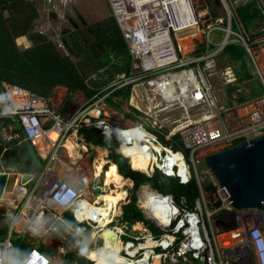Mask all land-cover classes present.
I'll return each mask as SVG.
<instances>
[{"label":"built area","instance_id":"2783aa9c","mask_svg":"<svg viewBox=\"0 0 264 264\" xmlns=\"http://www.w3.org/2000/svg\"><path fill=\"white\" fill-rule=\"evenodd\" d=\"M104 1L131 55L129 73L120 74L114 84H127L131 89H138L145 107L142 109L135 104L138 112L116 110L121 112L118 114L111 109L105 110L103 95L95 97L93 94L68 116L62 117L47 95L17 83L0 81V97L4 99L0 104V119L9 118L18 123L24 139L46 161L34 182L33 177L27 183L20 182L19 177L14 180L11 197L15 191L14 201L17 202L13 209L16 212L7 233L0 237V264H27L29 260L31 264H50V259L34 246L24 255L15 256L13 238L18 233H25L29 238L52 233L63 235L58 223L65 221L62 218L65 212H70L76 221L72 225L75 232L90 233L93 237L90 244L100 240L94 249L97 252L104 246V232L111 230L120 237V250H105L102 264H264L263 207L233 205L204 164V157L209 152L264 134V75L253 54L256 44L264 43V33L251 37L243 31L231 10L242 0ZM44 2L47 17H54L59 22L70 21L67 17L70 0ZM259 2L264 14V0ZM213 7L218 8L219 15H212ZM205 19L209 20L203 29L206 42H200L192 30L198 31ZM222 19L226 20L225 26H219ZM233 20L236 30L231 27ZM45 28L39 26L37 33L45 37ZM214 29L225 33L216 44L209 38ZM232 34L252 56L263 90L241 102L220 105L200 65L205 61L212 68L213 57L232 40ZM53 35L50 41L62 51L63 40L59 32L53 30ZM190 35L192 47L197 42L206 45L203 54L190 55L191 49L190 53L182 52L179 39ZM213 45L216 47L210 48ZM72 53L69 55L77 59L78 53ZM172 76L177 77L172 81L173 94L182 95L168 100ZM169 107H184V114L171 119L172 125L165 127L164 115ZM189 111H194L193 115ZM81 129H93L103 137L115 136L118 141L114 152L126 159L132 169L148 177L158 170L163 177L180 185L189 186L194 182L196 191L192 203L187 205L182 197V204L178 205L170 193L141 184L135 190L137 205L159 231H153L143 222H140V228H135L138 221L120 222L121 205L129 201L133 181L130 190L124 188L126 199L116 202L117 213L113 214L114 205L98 199L101 193L90 198L91 184L97 185L95 178L105 171L96 173L92 169L88 174L83 173L84 167L78 163L70 164L62 152L69 153L66 142L71 137L82 141ZM174 134L180 142L179 147L171 138ZM85 146L86 152L87 143ZM209 148V152L200 154ZM136 155L153 159L150 172L133 168L131 158ZM204 169L208 175L206 179ZM73 170L74 178L71 176ZM204 181L210 182V189L204 187ZM149 190L154 193L148 195ZM145 200L147 205H143ZM101 205L107 208L106 212L99 209ZM90 244L87 241L86 245ZM90 249H82L81 254L88 258Z\"/></svg>","mask_w":264,"mask_h":264},{"label":"trees","instance_id":"16d2710c","mask_svg":"<svg viewBox=\"0 0 264 264\" xmlns=\"http://www.w3.org/2000/svg\"><path fill=\"white\" fill-rule=\"evenodd\" d=\"M234 11L236 20H239L248 35L256 37L264 33V14L259 0L239 1ZM39 16L34 0H0V81L17 83L50 96L53 87L61 79L67 82L70 90H83L86 73L89 70H99L109 66L115 75L129 73L131 55L128 45L111 15L71 33V38L68 39L69 47L75 49V53H78V57L80 56L74 61L69 60L64 52L57 50L52 41L37 32L32 33L33 24ZM225 24L226 22L223 23ZM231 27L233 30L237 28L234 20ZM24 35L28 37L31 45L20 49L14 39ZM231 39L218 52L219 59L232 67L238 82L251 79L253 75L247 63V52L236 37ZM210 48L214 47L210 46ZM206 49V45L201 44L190 55H201ZM201 63L203 64V61ZM233 88L236 87H231ZM128 92L129 86L120 88L115 93L127 95ZM261 92L262 90L258 91V93ZM84 93L89 95L85 91ZM243 99L244 97L240 96L237 101L241 102ZM9 123L14 124L12 133L18 134V137L6 139L0 132V171L30 173L35 181L44 167L45 160L40 157L36 148L24 139L16 122L9 118H2L0 119V130ZM81 134L86 143L106 148L108 157L113 162L111 169L119 176L125 179L130 178L133 181L130 199L121 205L120 222L129 224L137 221L143 222L153 231H159L143 216L137 205L135 190L141 184H147L162 193H170L178 205L182 204L180 200L182 197L187 205L192 203V197L196 191L194 182H191L189 186H183L173 179L163 177L158 170L154 171L153 176L148 177L143 172L132 169L126 159L114 152L118 141L115 136L103 137L93 129H81ZM171 138L179 147L180 142L177 136L174 134ZM240 142L242 140L234 143ZM31 185L32 183L28 187ZM203 185L206 189L211 188L209 181H204ZM15 212L16 209H13L9 215L5 214V211L0 212V237L7 233ZM64 216L69 222L75 224V220L69 213L66 212ZM13 241L22 245L24 252L31 246L24 242V236L23 238L14 237ZM40 247L44 249V245ZM88 257L95 264L101 262L98 257ZM59 264H92V262L79 256L75 251H68Z\"/></svg>","mask_w":264,"mask_h":264},{"label":"crops","instance_id":"0c3cea01","mask_svg":"<svg viewBox=\"0 0 264 264\" xmlns=\"http://www.w3.org/2000/svg\"><path fill=\"white\" fill-rule=\"evenodd\" d=\"M236 5H235V7H236ZM235 7L233 5V7H231V10H232L234 16L236 17V14H235V11H234ZM237 21L239 22V20H237ZM208 22H209V20L208 21H204L201 24V27L197 31L199 33L196 36H197V38H199L200 42L201 41L203 42L204 39H206V37L204 36L205 34L203 33L204 32L203 29L207 26ZM41 25H43V24L40 22L39 26H41ZM239 25H241L240 22H239ZM242 29H243V27H242ZM243 31H244V29H243ZM18 37H19L20 40H25L24 36H18ZM203 37H204V39H203ZM209 38H210V36H209ZM190 40H191V37H190ZM210 40L213 41L216 44L219 39L217 38V39H210ZM200 42H197V43H199V45H201ZM193 44L194 43L192 42V46H193ZM30 45H31V42L28 44V46L25 45L24 47L27 48ZM196 45H198V44H196ZM213 47L215 48L216 46L213 45ZM182 50H183V48H182ZM220 50L221 49H219L218 52ZM218 52L213 57L214 66L216 64L215 60L218 57ZM253 54H254V60H255L256 64L258 65L259 71L261 73H263V75H264V47H261V48H258V49H256V47H255ZM247 57H248L247 63H248V66L250 68L249 70L251 71L250 73L253 75L251 79H246V80H244L242 82H238L236 80V76H235V74L233 72L232 67L229 64H226L225 66H223V67L226 68V70H225L226 72H223V74H222L223 75V79H225L226 81H222L221 88L216 89V88H214V86L211 83L212 88H213L214 96L216 97L217 102L220 105H231V104H233L235 102H238L237 99L240 96L244 97L243 100H245V99H248V98H251L253 96H256V95L260 94V93H258V91L259 90H263V89H261L262 84H261V81H260V77L257 74L256 69L254 68L252 56H250V54L248 52H247ZM207 67H208V65H207ZM121 74H124V73H121ZM119 75L120 74H116L117 78H118ZM256 78H258V80H256ZM115 80L112 81L111 83H109L108 85H106L107 87L104 85V86H102V87H100L98 89H95V88H93L92 86H90V85H88L86 83V77H85V88L83 90L80 89L81 93L84 96V99H82L79 103H81L83 100H85V99H87L89 97L91 98V96L93 94H96L95 97L103 95L102 100H103V103L105 105V110L108 111V109H111V110H114L115 113H118V114H120L121 112H117V111H126V109H132V110L137 111V107L134 106L135 104L137 106H139V107H142V109H143V107H145L143 99L140 97V91H138V89H135V88L131 89V86H129L127 84L124 85V86H115V84H114ZM127 86H129V92H128L127 95L115 93L118 89H120V88L123 89V88H126ZM231 87H236V88L231 89ZM84 91L87 92L89 95H85ZM73 92L74 91L70 90V93H73ZM75 92H76V90H75ZM65 93H67L66 92V87H61V86L56 85V86L53 87L52 94L50 96H48L51 105L54 107V109L56 111H58L60 113V115L62 117L68 116V114H70V112L73 111L75 109V107L78 106V104H79V103L76 104V103L71 102V95H68L64 99V94ZM225 100H227L226 104L222 102V101H225ZM3 101H4V99H3ZM3 101L0 100V104H3ZM118 101H120V102H118ZM116 118H118V115L116 116ZM113 119L116 120L114 117H113ZM9 124H7V125H9ZM11 124L13 125V129H14V127H15L14 124L13 123H11ZM18 129H19V127H18ZM0 132H1V130H0ZM80 134H81V130L79 132V135ZM12 135L13 136H10V137H18L16 133H12ZM14 135H16V136H14ZM74 137H71L69 140H67L66 143H73V144L76 143L75 145H77V147L74 148L73 150H70L69 153L66 150H62L63 154L68 158L69 163L70 164L78 163V165L84 167L83 168V173H87L88 174L90 172V170H92V169H93V171L96 172L95 163L99 162V158L98 157L102 156L103 159L101 160V162H102L101 172L105 171L106 166H107L106 162H109V161L112 162V159H110L108 157V152H107L108 150L106 148L102 147V146L95 145V144H92V143H87V151L85 152L84 150L86 148V146H85L86 142L83 140V136H82V141L81 140H77ZM6 139H8V138H6ZM88 144H91L92 147H89ZM81 146H83V147H81ZM70 154H71V156H70ZM73 155H74V157H73ZM77 155H79V156H77ZM45 164H46V161H45ZM45 164H44V166H45ZM55 167L58 168V164H55ZM59 170H62L61 167L59 168ZM108 170H110L113 173H115L111 168H107L106 172ZM2 171H6V170H2ZM7 172H14V171H7ZM106 172H105V175L102 174V176H101V178L103 177V179H102L103 184H102V186L100 184V186H101V192L100 193H103V194H105L104 189H107V191L110 190L109 192L112 193V190H111L112 186L107 185V184L105 185V176L107 174ZM15 173H17V172H15ZM74 175H75V170H73L71 172V176L73 178H74ZM116 175H118V174H116ZM38 176H37V178H38ZM120 177H123V176L120 175ZM33 178H34V176H33ZM127 179L131 180L130 178H127ZM33 182H31V183H33ZM103 196L104 195L100 196L99 198H101ZM91 197H93V196H90V198ZM65 213H62V218L65 221L62 222V223L61 222L58 223L63 235H60L58 233H52L49 236L48 235H44V236H41V237L29 238L25 233H20V234L18 233L16 235V237L23 238V236H24V242L26 244L29 243L31 246L29 248H27L26 251L24 252L23 246L18 244L15 241L14 244H16V245H15L14 255L15 256H22V255H24L27 252L28 249H30L33 246L36 247L37 249L41 250V252H42V249H41L40 246L44 245V249L43 250H47V247L49 245V246H51V248L53 250H57V254L55 256H50V257L47 256V255H45V256H47L50 259V264H59V263H61L64 254L67 253L68 251H75L79 256H83L81 254L82 249L86 250V248H89V247H91V249H93V244L92 243L90 244V242H92V238L93 237L90 236V233H77V232H75L72 229V225L73 224L71 222H69L68 219L64 216ZM67 213H69L71 218H73L70 212H67ZM138 223H140V222H138ZM139 225H141V223ZM64 228H66L67 231H64ZM35 239H37V240L35 241ZM38 239H41L42 241L38 242ZM87 241L90 244L89 246L86 245ZM36 243H37V246H36ZM83 243H85V244H83ZM87 256H91V255H87ZM83 257H85V256H83ZM91 257H93V256H91ZM86 259H88V258H86ZM88 260H90L92 262V264L94 263V261H92L90 258Z\"/></svg>","mask_w":264,"mask_h":264},{"label":"rangeland","instance_id":"374dc122","mask_svg":"<svg viewBox=\"0 0 264 264\" xmlns=\"http://www.w3.org/2000/svg\"><path fill=\"white\" fill-rule=\"evenodd\" d=\"M38 13H39V19L37 21L34 22V26L32 28V33L37 32L38 30V26L40 25V22L48 29L45 28V37L48 40H52L54 35H53V30H55L57 33L59 32L61 39L63 40V46H62V51L67 55L68 59L71 61H74V59H76V57H72L69 55L70 52H73L72 54H75V49H72L69 47V42L68 39H70V35L71 33H73L76 30H79L83 27H87L88 25L100 21L103 18L107 17L110 15L109 10L107 8L106 2L104 0H70V3L68 2V11H67V17L69 18V22H59L57 19H55L54 17H47V15L44 13V9H45V2L44 0H34ZM215 2V1H214ZM214 4V3H213ZM216 8V7H213ZM212 8V9H213ZM226 20L222 19V22L219 24V26H225L223 25V23H225ZM223 36H225V33H223L222 31L219 30H211L210 32V39H221L223 38ZM25 40H20L19 37H16L14 39L15 44L20 48V49H24L25 45L28 46V44L30 43V40L28 39L27 36H25ZM235 35H231V38H234ZM201 39V38H200ZM204 39V37H203ZM203 42H206V39H204ZM57 44V43H56ZM199 44V43H198ZM197 45H195L194 47L191 48L190 52H192L194 50V48ZM256 49L264 47V43L260 44H256ZM189 51L186 53H190ZM189 55V54H188ZM187 55V56H188ZM80 58V56L78 57ZM215 66L212 68L207 67L205 61L203 62V64L201 63L200 67L202 68L204 74L206 75V77L209 79V81L212 83V85L214 86V88L218 89L221 88L222 86V81H226L225 79H223V72H226V68L223 67L226 64L222 62L221 59H219V56L217 57V59L215 60ZM86 76V83L90 86H92L95 89H98L102 86H106L109 83H111L112 81H114L115 79H117V76L114 74L112 68H110L109 66L102 68L100 70H89ZM256 80H258V78H256ZM56 85L61 86V87H66V92L64 94V99L68 96L71 95V102L78 104L82 99H84L83 94L81 93L80 89H76V92L74 91L73 93H70V90L68 89V85L67 82L63 79H61L60 81H58V83H56ZM55 85V86H56ZM219 91V90H218ZM0 95L2 96L1 92ZM73 97V98H72ZM76 97V98H75ZM0 100L3 101V98L0 97ZM120 102V101H118ZM223 103H227V100L222 101ZM194 111H189V114L193 115ZM181 114H184V107H169V109L165 112L166 116V120H165V127H169L172 124L169 122L171 119L173 118H179L181 116ZM12 129H13V125L10 123L7 126L2 127L1 129V134L3 135V137L5 138H9L12 135ZM16 136V135H14ZM18 136V134H17ZM211 150V148L207 149V150H202L200 151V154H204L206 152H209ZM213 150V149H212ZM99 161H101L103 158L102 156H99ZM1 172V171H0ZM203 173L204 178L206 179L208 177L206 169H204ZM203 178V180H205ZM96 179V184L95 187L94 184H91L93 186L92 189H90V193L92 196H96L101 192V186H100V181H101V177L95 178ZM200 181V183L202 184V181ZM130 187H132V185H128V184H124V188H127L130 190ZM123 188V191H125V189ZM112 193H116V188L114 187V185L111 188ZM105 194H100V196L104 195L101 198H98L99 200H105L107 198H110V192L106 191V189H104ZM10 198V197H9ZM16 198V193H13L11 199H13L12 202L16 203L17 201H14V199ZM2 200V199H0ZM10 200H6V201H2L0 202V212L5 211V214L9 215L12 213L13 211V204H8V203H12ZM102 207V205L100 206ZM134 229V228H133ZM37 239H35L36 241ZM42 241L41 239H38V242ZM15 242V241H13ZM100 244V240L96 239L95 243L93 244V249H90L91 251H95L97 252L96 249L97 246ZM16 245V244H15ZM37 246V243H36ZM72 248V247H71ZM91 248V247H89ZM41 251V250H40ZM44 255L47 256H55L57 254V250H53L51 248V246L48 245L47 250H42V252Z\"/></svg>","mask_w":264,"mask_h":264},{"label":"water","instance_id":"95a60500","mask_svg":"<svg viewBox=\"0 0 264 264\" xmlns=\"http://www.w3.org/2000/svg\"><path fill=\"white\" fill-rule=\"evenodd\" d=\"M219 14L218 8L212 9L213 16ZM204 164L233 205L264 209V134L209 152L204 157ZM17 177L20 182L27 183L33 176L30 173L0 172V197H11ZM103 236V245L117 242L114 231H106Z\"/></svg>","mask_w":264,"mask_h":264},{"label":"bare ground","instance_id":"6f19581e","mask_svg":"<svg viewBox=\"0 0 264 264\" xmlns=\"http://www.w3.org/2000/svg\"><path fill=\"white\" fill-rule=\"evenodd\" d=\"M204 21H208V20L205 19V20L202 21V23ZM192 32H194L196 35L199 33L197 31H193V30H192ZM190 37H191V35L190 36H182V37H180V39H179L180 41L179 42H180L181 50L183 48L182 52H185L186 53V52H188L192 48V41L190 40ZM175 79H177V77H174V76H172V78L170 79V88H169V91H168V95H169L168 100H170V99L171 100L176 99L178 97H181V95H182V94H178L176 96V95L173 94L174 87L172 86V81H174ZM182 91H184V90H182ZM75 144H73V143H66L67 147L69 148V151L70 150H73L74 148L77 147V145H75ZM81 147H83V146H81ZM70 156H71V154H70ZM77 156H79V155H77ZM73 157H74V155H73ZM150 158L151 157H149L147 159L146 157H143L141 155H136V156H133L131 158V164H132L133 168H137V169H140V170H144V171L150 172V168H151L152 162H153V159L152 158L150 159ZM106 163H107L106 169L107 168H111L112 165H113V162H111V161L106 162ZM101 166H102V162L101 161L95 163L96 173H99L101 171ZM105 172H106V170H105ZM106 173L107 174L105 176V185L108 184V183H110V182H112L113 185H114V187L116 188V193H110V196L111 197L105 199L104 201L105 202H108V205H110V206L111 205H114L115 206L113 208V214H114V213H117L118 212V203L116 204V202L118 200H120V199H126L124 197L125 191H123L124 184H128V185L130 184L131 185L132 184V181L129 180V179H124L123 177H120L119 175H116L115 173H113L110 170H108ZM104 175H105V173H104ZM106 191H107V189H106ZM14 193H15V191H14ZM147 193H148V195H152L154 193V191L153 190H149V191H147ZM0 199H2V200H0V202L6 201V200H10L11 202L13 201V199H11V198H4V197L2 198V197H0ZM142 202H143V205H147V200L142 201ZM99 209H101L102 212H106V209L107 208L104 207V206H102V207L99 206ZM135 228H140V225L137 223V225L135 226ZM115 230L118 231L119 229L116 228ZM119 239H120V237H117V242H115L114 244H112V245H107L106 244L102 248H100V250H98L99 256H98V252H95L93 250L92 251L91 250H88L87 255H91L93 257H99V259H101L100 264H102L103 261H104V257H105V253H104L105 250H110V249H113V250H116V251L120 250L121 244H120V240ZM42 262H43V260H42Z\"/></svg>","mask_w":264,"mask_h":264},{"label":"clouds","instance_id":"9594fccd","mask_svg":"<svg viewBox=\"0 0 264 264\" xmlns=\"http://www.w3.org/2000/svg\"><path fill=\"white\" fill-rule=\"evenodd\" d=\"M27 264H31V261L29 260V261L27 262Z\"/></svg>","mask_w":264,"mask_h":264}]
</instances>
